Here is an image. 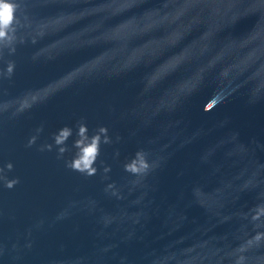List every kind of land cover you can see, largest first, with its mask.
<instances>
[{"label":"water","instance_id":"obj_1","mask_svg":"<svg viewBox=\"0 0 264 264\" xmlns=\"http://www.w3.org/2000/svg\"><path fill=\"white\" fill-rule=\"evenodd\" d=\"M3 2L0 264H264V0Z\"/></svg>","mask_w":264,"mask_h":264},{"label":"clouds","instance_id":"obj_2","mask_svg":"<svg viewBox=\"0 0 264 264\" xmlns=\"http://www.w3.org/2000/svg\"><path fill=\"white\" fill-rule=\"evenodd\" d=\"M12 21V7L9 4H6L3 2V0H0V38H3L5 36V32L3 31L4 28H6ZM11 71V69H9ZM83 131V129H82ZM67 132L65 131L61 138H58V142H60V139L63 138V136H66ZM96 155V145L95 142H93L92 145L88 146L86 149H84V153L82 157L77 160L74 164V167L81 170H89V172L94 171V169L91 168L92 161L94 160ZM133 170H135V167L133 166Z\"/></svg>","mask_w":264,"mask_h":264}]
</instances>
